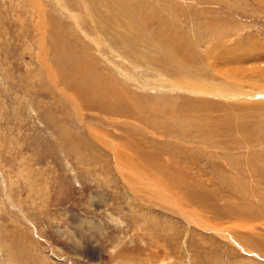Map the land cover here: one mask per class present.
I'll list each match as a JSON object with an SVG mask.
<instances>
[{
	"label": "rangeland",
	"instance_id": "rangeland-1",
	"mask_svg": "<svg viewBox=\"0 0 264 264\" xmlns=\"http://www.w3.org/2000/svg\"><path fill=\"white\" fill-rule=\"evenodd\" d=\"M0 264H264V0H0Z\"/></svg>",
	"mask_w": 264,
	"mask_h": 264
},
{
	"label": "bare ground",
	"instance_id": "bare-ground-1",
	"mask_svg": "<svg viewBox=\"0 0 264 264\" xmlns=\"http://www.w3.org/2000/svg\"><path fill=\"white\" fill-rule=\"evenodd\" d=\"M234 54V53H233ZM240 54V53H239ZM253 54V53H252ZM231 56V55H230ZM236 58V57H235ZM241 59V58H240ZM238 61V60H237ZM244 61V60H243ZM236 63V62H235ZM213 64V63H212ZM237 64H240V65H242L241 63H237ZM210 65H211V62H210ZM215 65V64H214ZM244 65H242V67H243ZM212 67V66H211ZM236 67V66H235ZM238 67V66H237ZM240 68V67H239ZM238 69V68H237ZM237 69L235 68V70L237 71ZM244 69V68H243ZM215 70V69H214ZM228 70V69H227ZM229 70H230V68H229ZM241 70V69H240ZM248 69H246L245 68V72L247 73L249 70H250V72L252 71L251 69H249L248 71H247ZM253 70H254V68H253ZM180 71H181V68H180ZM255 71V70H254ZM254 71H252V72H254ZM233 72V71H232ZM235 72V71H234ZM233 72V73H234ZM245 72H243V73H245ZM216 73V72H215ZM221 73V72H220ZM257 73H258V71H257ZM253 74V73H252ZM220 78V77H219ZM227 78V77H226ZM235 80H236V78H235ZM241 81V80H240ZM243 81V80H242ZM241 81V82H242ZM258 81V80H257ZM237 82V81H236ZM249 82H251V80H249ZM244 83V82H243ZM223 94V93H222ZM219 95V94H218ZM224 97V96H223ZM227 97V96H226ZM230 98L232 97V96H229ZM228 98V97H227ZM232 98H234V97H232ZM166 169V168H165ZM153 171H155L156 172V174L159 176V174H160V172H162L165 176H166V173H165V171L164 170H156L155 168L153 169ZM148 174V173H147ZM148 176V175H147ZM150 176V175H149ZM159 177H161L162 178V182H163V184H164V182H167L166 180L167 179H165V177L164 176H159ZM169 180H171V179H169ZM159 183H160V181H159ZM178 185V184H177ZM177 187V186H176ZM180 188V187H179ZM178 188V189H179ZM177 189V188H176ZM167 191V190H166ZM186 191V190H185ZM182 194V193H181ZM188 197H189V195H188ZM177 199V198H176ZM186 201V200H185ZM182 206V205H181ZM198 215V214H197Z\"/></svg>",
	"mask_w": 264,
	"mask_h": 264
}]
</instances>
